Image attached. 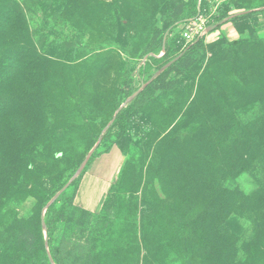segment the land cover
<instances>
[{"label": "rangeland", "instance_id": "1", "mask_svg": "<svg viewBox=\"0 0 264 264\" xmlns=\"http://www.w3.org/2000/svg\"><path fill=\"white\" fill-rule=\"evenodd\" d=\"M249 9L264 0H0V264L37 225L55 264L53 204L87 264H264V34L190 57L179 34L203 21L208 45Z\"/></svg>", "mask_w": 264, "mask_h": 264}, {"label": "trees", "instance_id": "2", "mask_svg": "<svg viewBox=\"0 0 264 264\" xmlns=\"http://www.w3.org/2000/svg\"><path fill=\"white\" fill-rule=\"evenodd\" d=\"M254 10L255 9L246 10L245 13L241 14L244 15L242 17L234 16L230 21L214 24V30L217 31L222 25L231 23L232 27L239 34H241V37H239L238 39L229 41L221 35L217 41L205 45L203 43L204 38L201 37L194 41L191 45L183 47L181 55L184 56L189 54L190 57L191 54L198 53L204 50H207L213 54L220 47L235 46L239 44L242 40H244V35H247L250 38L251 36L258 34V31L261 29L262 25L257 22L256 16L257 14H264V12L260 13ZM164 56L166 57V53L164 54ZM182 56L178 59V61L184 58ZM178 61L172 63L163 72V74L159 76L157 80L149 83L142 91L137 92L134 97L133 103L128 107L123 115L119 117V119L128 118L132 112L137 111L144 104H146L149 96L152 95L154 93V90L156 89V82L158 80L164 79L167 74L175 71L174 68ZM129 95L130 93L127 94V96ZM75 195L76 192L69 199V204L73 207H75ZM49 198L50 196L45 195L41 198L37 197V204L35 207L37 216H39L41 210L44 208ZM53 205H51L45 212V224L48 230V246L51 260L55 264H87L90 256L85 255L78 248H75L74 241H71L70 239L66 240L63 238L59 239L58 241L54 239V225L59 220L65 221L67 219V213L62 210H56ZM77 209L85 211L80 208ZM32 229L33 230L27 231L28 234L25 235L23 243L19 244L11 250V264H50L49 258L47 257L43 246V238L40 225L34 226Z\"/></svg>", "mask_w": 264, "mask_h": 264}, {"label": "built area", "instance_id": "3", "mask_svg": "<svg viewBox=\"0 0 264 264\" xmlns=\"http://www.w3.org/2000/svg\"><path fill=\"white\" fill-rule=\"evenodd\" d=\"M208 29L204 27L203 21L199 24L194 19H189V25H183L179 29L181 39L184 41L185 46L191 45L198 38L205 37Z\"/></svg>", "mask_w": 264, "mask_h": 264}, {"label": "crops", "instance_id": "4", "mask_svg": "<svg viewBox=\"0 0 264 264\" xmlns=\"http://www.w3.org/2000/svg\"><path fill=\"white\" fill-rule=\"evenodd\" d=\"M257 22L260 23L261 29L258 31V34L263 33L264 34V14H257L256 16ZM218 35H223L225 38H228V40H236L239 37H241V34H239L231 25V23H226L222 25L219 30L215 31Z\"/></svg>", "mask_w": 264, "mask_h": 264}]
</instances>
